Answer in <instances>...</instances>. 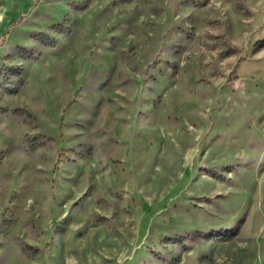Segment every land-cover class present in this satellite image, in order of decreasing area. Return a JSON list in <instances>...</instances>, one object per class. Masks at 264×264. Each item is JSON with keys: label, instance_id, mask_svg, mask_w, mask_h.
Instances as JSON below:
<instances>
[{"label": "rangeland", "instance_id": "obj_1", "mask_svg": "<svg viewBox=\"0 0 264 264\" xmlns=\"http://www.w3.org/2000/svg\"><path fill=\"white\" fill-rule=\"evenodd\" d=\"M34 1L2 44L0 264H264V0Z\"/></svg>", "mask_w": 264, "mask_h": 264}, {"label": "crops", "instance_id": "obj_2", "mask_svg": "<svg viewBox=\"0 0 264 264\" xmlns=\"http://www.w3.org/2000/svg\"><path fill=\"white\" fill-rule=\"evenodd\" d=\"M34 5V0H0V65L2 63L3 40L15 34L19 23L28 15Z\"/></svg>", "mask_w": 264, "mask_h": 264}]
</instances>
